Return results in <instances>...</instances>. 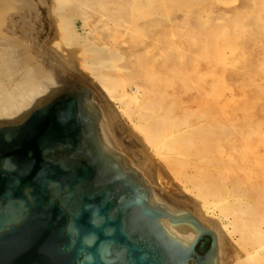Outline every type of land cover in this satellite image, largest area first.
<instances>
[{
    "label": "rangeland",
    "instance_id": "rangeland-1",
    "mask_svg": "<svg viewBox=\"0 0 264 264\" xmlns=\"http://www.w3.org/2000/svg\"><path fill=\"white\" fill-rule=\"evenodd\" d=\"M28 73L35 99L56 75L86 88L105 144L215 231L220 264H264V0H0L5 118Z\"/></svg>",
    "mask_w": 264,
    "mask_h": 264
},
{
    "label": "water",
    "instance_id": "water-1",
    "mask_svg": "<svg viewBox=\"0 0 264 264\" xmlns=\"http://www.w3.org/2000/svg\"><path fill=\"white\" fill-rule=\"evenodd\" d=\"M54 85L0 119V264H217L212 230L105 144L89 91Z\"/></svg>",
    "mask_w": 264,
    "mask_h": 264
},
{
    "label": "bare ground",
    "instance_id": "bare-ground-1",
    "mask_svg": "<svg viewBox=\"0 0 264 264\" xmlns=\"http://www.w3.org/2000/svg\"><path fill=\"white\" fill-rule=\"evenodd\" d=\"M1 59H2V61H4V60H7V59H5V57L4 56H2L1 57ZM8 63V62H7ZM3 64V63H2ZM14 64V63H13ZM4 65V64H3ZM2 65V66H3ZM11 66H12V64H11ZM15 67V66H14ZM5 68V67H4ZM9 68V67H8ZM8 68H6V70H8ZM16 68V67H15ZM10 69V68H9ZM5 70V69H4ZM3 70V73L5 72ZM11 70V69H10ZM12 70H14L13 68H12ZM17 70V69H16ZM25 71H26V69H25ZM36 73H34V75H33V77L35 76V74H37V69L36 70H34ZM8 72V71H7ZM11 72V71H10ZM16 72V71H15ZM13 73V72H12ZM37 76V75H36ZM33 77L32 76H30L29 75V73L28 74H26L25 75V77H23L21 80H22V82L24 83V85H28V87H27V91H26V94H25V96H22L21 97V101H23V102H30L31 100L33 101V99H35L36 98V95H37V93L40 91H38L37 89H38V87H37V85L33 82ZM15 78V77H14ZM23 83H22V85H23ZM18 84V83H17ZM102 84V83H101ZM20 83L18 84V86L20 87ZM21 85V86H22ZM49 87V86H48ZM14 90V89H13ZM12 90V91H13ZM17 90H19L18 89V87H17ZM43 91L44 90H46V89H42ZM11 91V92H12ZM52 90L50 89V90H48V91H46V92H44V94L43 95H41L40 97H38L37 99H35L34 101H33V103H32V105L28 108V109H30V108H32L35 104H37V102L38 101H40L45 95H47L48 93H50ZM42 92V91H41ZM127 93H128V90H127ZM0 94H2V93H0ZM14 94H16V95H20V92L18 93V92H16L15 91V93ZM23 94V93H22ZM122 94V93H121ZM19 95H18V97H19ZM124 95V94H123ZM1 96V95H0ZM33 96H35V97H33ZM38 96V95H37ZM136 96V95H135ZM134 96V97H135ZM13 97H16V96H13ZM132 97V96H131ZM129 95H126V100L122 97L121 98V96L120 97H116V99L118 100V101H120V102H122L123 104L125 103V101L126 102H128V99H130L131 98ZM5 97L3 96V97H0V115H2V118H0V119H16V118H19L20 116H22V114H18L19 116H17V117H15V118H5V117H7L6 115H10V113H11V109L12 108H14V106H12V105H8L9 103L7 102L8 100H6V99H4ZM133 99V98H132ZM17 100V99H16ZM131 100V99H130ZM135 100H137V102H138V99H135ZM31 101V102H32ZM129 103V102H128ZM29 104V103H28ZM28 109H26V110H28ZM108 114V113H107ZM104 116H105V114H104ZM107 117V116H106ZM107 119H108V117H107ZM109 122H110V120H109ZM100 129V128H99ZM100 131V130H99ZM102 135V134H101ZM103 138V137H102ZM150 197H151V199H154L155 201H158V202H161V203H163V204H165L166 205V207L167 208H169L170 210H177V209H175V208H173V207H170V205L169 204H167L166 202H162L161 200H160V198H158L156 195H155V193L150 189ZM224 200V199H223ZM203 201V200H202ZM211 204V203H210ZM213 206V205H212ZM209 209V208H208ZM207 212V211H206ZM247 212V211H246ZM192 214V213H191ZM209 214V213H208ZM193 216H194V214H192ZM216 215H218L219 216V223H220V226L221 227H227V228H229L230 226L231 227H233L234 225H233V221L231 220V219H229V217H228V215L227 214H225V213H223L221 210H220V213H218V214H216ZM195 217V219H197V217L196 216H194ZM217 219V218H216ZM198 220V219H197ZM199 221V223H201V221L200 220H198ZM202 224V223H201ZM203 225V224H202ZM230 225V226H229ZM232 229V228H231ZM227 230H229V229H227ZM212 232H213V234H214V240H215V245H216V248H215V252H216V254H215V261H216V257H217V259L219 258V236H218V239H217V234L215 233V231H213L212 230ZM227 232V231H226ZM228 233H230V232H228ZM232 233H230V235H231ZM238 238H236V240H237ZM235 240V239H234ZM218 241V242H217ZM264 245V244H263ZM262 246V245H261ZM261 246H259V248L261 247ZM242 248H245V247H243L242 246ZM257 249H258V247H257ZM256 248H255V250H257ZM219 260V259H218ZM217 263V262H216ZM219 264H220V260H219Z\"/></svg>",
    "mask_w": 264,
    "mask_h": 264
}]
</instances>
